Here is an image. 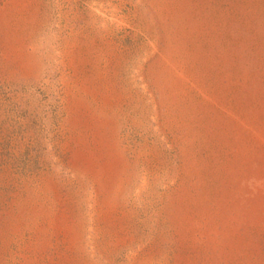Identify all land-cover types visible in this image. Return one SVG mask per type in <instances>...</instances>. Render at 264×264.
<instances>
[{
  "label": "rangeland",
  "instance_id": "374dc122",
  "mask_svg": "<svg viewBox=\"0 0 264 264\" xmlns=\"http://www.w3.org/2000/svg\"><path fill=\"white\" fill-rule=\"evenodd\" d=\"M0 264H264V0H0Z\"/></svg>",
  "mask_w": 264,
  "mask_h": 264
}]
</instances>
